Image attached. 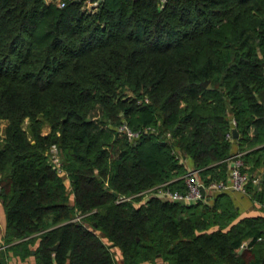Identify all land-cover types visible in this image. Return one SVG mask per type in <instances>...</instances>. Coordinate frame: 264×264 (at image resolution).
<instances>
[{
  "label": "trees",
  "instance_id": "16d2710c",
  "mask_svg": "<svg viewBox=\"0 0 264 264\" xmlns=\"http://www.w3.org/2000/svg\"><path fill=\"white\" fill-rule=\"evenodd\" d=\"M85 1L0 0L7 249L38 264H116L117 247L121 264H264V216L242 217L231 191L141 193L186 191L190 159L206 181L226 178L236 140L264 199V0ZM123 123L154 129L130 138Z\"/></svg>",
  "mask_w": 264,
  "mask_h": 264
},
{
  "label": "built area",
  "instance_id": "2783aa9c",
  "mask_svg": "<svg viewBox=\"0 0 264 264\" xmlns=\"http://www.w3.org/2000/svg\"><path fill=\"white\" fill-rule=\"evenodd\" d=\"M162 1V6L164 5L165 0ZM99 0L93 2L92 6L97 5ZM58 4L60 6H64L66 4V0H58ZM120 129L127 131L130 138H136L140 136L143 132H147L149 130H153L154 128L150 125L140 129V130H133L128 124L123 123L120 125ZM170 134V132H169ZM227 135L229 137L233 136V131L230 130ZM49 154L52 163L57 168L58 172L66 175L67 171L64 167V159L62 156V151L58 143L54 142L51 144L49 148ZM180 160H184V157L179 155ZM229 171L228 176L226 178L220 179H212L206 181L200 175V169L197 167H188V170L184 173V178L187 185L186 191L174 190L171 189L169 186L166 187L165 181L163 183L157 184L152 186L141 193L145 192V196H152L158 195L167 200H176L182 203H195L200 200H203L207 196H210L211 190L216 191H239L243 194H248L252 197L250 190L248 188L249 183L252 181L255 184H258L260 181V176L255 175L251 176L249 172L243 169L244 166V159H243V151H236L234 154L229 156ZM66 178H69L66 175ZM130 196H123L120 197L121 199L129 198ZM253 200L260 204L264 209V199L259 200L257 198H253ZM89 213H79L75 217H73V221H82L84 216ZM248 248V242H244L242 245V249Z\"/></svg>",
  "mask_w": 264,
  "mask_h": 264
},
{
  "label": "crops",
  "instance_id": "0c3cea01",
  "mask_svg": "<svg viewBox=\"0 0 264 264\" xmlns=\"http://www.w3.org/2000/svg\"><path fill=\"white\" fill-rule=\"evenodd\" d=\"M232 125L236 126V120L232 118ZM239 149V144L235 140L233 143V151L236 152ZM188 166L194 167L192 160H188ZM260 175V174H258ZM67 188L70 191V200L73 203L75 201V193L72 190L73 185L71 184L70 178H66ZM220 191L211 190L210 196L213 197ZM236 204L239 206L241 216H264V209L260 204L256 203L253 198L248 194H243L239 191H231ZM79 214V213H78ZM7 231V210L3 198L0 196V244L3 250H6L7 254V264H38L37 257L35 254H30L29 256L22 258L19 254H16L12 248L7 249L5 244V234ZM39 241L32 245V249H36ZM242 251V250H241ZM116 264L122 263V251L119 247L116 248ZM141 264H171L163 258H158L156 260H146Z\"/></svg>",
  "mask_w": 264,
  "mask_h": 264
},
{
  "label": "rangeland",
  "instance_id": "374dc122",
  "mask_svg": "<svg viewBox=\"0 0 264 264\" xmlns=\"http://www.w3.org/2000/svg\"><path fill=\"white\" fill-rule=\"evenodd\" d=\"M56 1H58V0H56ZM94 1H96V0H86L83 8L91 9L93 7L92 4ZM127 95L133 96V92L129 90ZM5 123H6L5 120L0 119V126L4 127ZM148 197L149 196H144L145 199H147Z\"/></svg>",
  "mask_w": 264,
  "mask_h": 264
},
{
  "label": "water",
  "instance_id": "95a60500",
  "mask_svg": "<svg viewBox=\"0 0 264 264\" xmlns=\"http://www.w3.org/2000/svg\"><path fill=\"white\" fill-rule=\"evenodd\" d=\"M99 1H101V0H99ZM208 82H209V79H206V80H204L202 83H203L204 85H207ZM233 133H234V136H235V137H238V135H239V131H238L237 127H233ZM115 193L118 194V192H115ZM57 246H58V245H55L53 248L56 249ZM0 248H2V245H1V244H0Z\"/></svg>",
  "mask_w": 264,
  "mask_h": 264
}]
</instances>
